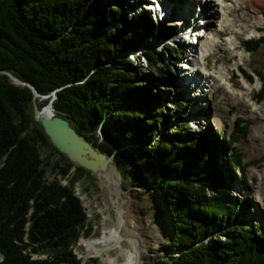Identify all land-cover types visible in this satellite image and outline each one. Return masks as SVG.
<instances>
[{"label":"trees","instance_id":"obj_1","mask_svg":"<svg viewBox=\"0 0 264 264\" xmlns=\"http://www.w3.org/2000/svg\"><path fill=\"white\" fill-rule=\"evenodd\" d=\"M140 3L0 0V264H81L73 244L93 229L75 191L90 170L60 151L29 110L31 103L47 104L51 95L34 99L27 84L2 70L41 94L55 90L54 113L112 156L123 173L152 176L172 227L163 249L176 251L158 254L156 264H264V229L240 218L246 199L229 186L241 151L227 155L210 124L192 129L185 117L188 98L162 105L179 89L168 58H179L182 47L143 49L175 25L161 33L149 14L128 12ZM134 50L144 51L127 53ZM166 80L172 89L162 84ZM174 117L181 120L170 130ZM245 131L242 126L228 140ZM42 144L60 158L43 156ZM48 166L68 182L49 179ZM88 264L101 263L92 258Z\"/></svg>","mask_w":264,"mask_h":264},{"label":"rangeland","instance_id":"obj_2","mask_svg":"<svg viewBox=\"0 0 264 264\" xmlns=\"http://www.w3.org/2000/svg\"><path fill=\"white\" fill-rule=\"evenodd\" d=\"M185 1L187 0H141V3L134 8V11L139 9L143 13L149 14L152 17L153 24L157 29L161 30V33H163L164 28L168 25H175V27L182 25L184 28L178 33H184V31L188 30L191 26H196V19H200L202 14H204L205 19L201 27H204L206 21V27L214 29L211 37L216 41H212L211 45H204V47L201 48V51H205L206 56L200 59L198 64H202L203 66H200L197 70V75H200L202 79L206 80V78H208L205 83L202 81L201 85H211L213 87L212 93L211 91H206L205 94L206 99L211 100V115L208 113V108L200 106V103L204 101V98L198 99L196 97L197 103L191 104L188 108L191 112V115H189L188 118L189 123L192 126V129L196 131H199L198 129L201 126H206L207 123H210V125L218 123L221 126L226 127L230 132L235 126L237 115H244L247 120H249L247 133L239 142H237V145L238 149L243 152L244 160L252 161L246 166L243 173L244 177H238V179L235 180V182L230 183L229 186L233 188V192H242L250 203L251 210L246 216L251 219H256L257 221H260L261 224H264V176L260 179V177L253 172V170L264 167V151H260L257 146V144L261 142V137L252 135V127L256 121L254 112L250 110L249 107H246L242 101L235 100L233 94L227 91L225 92L223 88L216 85L220 82V77L224 76L225 73H228L232 74L231 80L234 85H236V87H241V78L245 76L250 81L258 83V85L252 90L251 95L256 101L263 102L264 98L260 99L258 95L262 80L260 76L257 75L256 70H264V42L257 51L250 52L243 45V40L247 37H257L260 34H264V23L259 26L258 30H254L253 25H248L247 28H242V24L246 21L238 20L237 23H240V27L237 28L241 31L240 36L230 39V37H227V33L221 30L223 26L220 23H217L216 18L218 16L220 17L221 13L219 5L220 0H214L217 1L216 11L212 10V7H210L208 2L206 5L192 3L190 6L189 17L187 13H184L185 10H183V8L185 9ZM202 1V3L206 2V0ZM202 6L204 7L203 10L200 9ZM256 6L257 8L254 12L258 15L264 14V3L257 4ZM128 12L132 13V11ZM244 12V8H239L231 14V17H236L237 19L244 18L251 23V19H249V16L245 15ZM177 34L175 35L177 36ZM225 37H227L226 40ZM161 39L152 41L147 44L146 47L151 49L149 45H152L155 48L162 49L169 42L171 43V41L179 43V41L174 39L173 36L166 39L164 38L163 40ZM143 51L144 50H142V52ZM127 53L130 55L133 54L132 51H128ZM132 57L135 56L133 55ZM141 60L143 61V66L148 67L147 60L144 56ZM168 60L175 64L170 65L171 71L173 74L174 72H176L175 74H179L178 83L176 79L175 84L180 85L179 82L181 83V75L183 72L179 73L178 71L179 69H185L181 65H183L184 62H187V60H177V57L174 55H171ZM168 60H164V64H168ZM205 66H207V68H204ZM241 68L246 71L248 77L241 71ZM209 73H212L219 78L212 79L208 76ZM250 75H252V77ZM162 84H164L166 88H173V83L167 80ZM182 85L183 88L180 89L183 92L180 93L177 90V92L174 93L172 91L170 95H166V99L162 102V105L169 107L171 104L167 101L172 99L183 100L185 99V96L189 97L188 89L185 88L186 86L183 82ZM195 89L196 92H198L197 87ZM192 95H194V93H192ZM169 96L170 99H167ZM35 107V103L30 104L29 110L31 114H34ZM135 109H137V107H135ZM176 120L181 119L174 117L170 123H167L170 130L174 129ZM223 142H225V140H223ZM41 150L43 156L50 155L51 161L53 162L60 158L59 154L54 152L47 144H42ZM111 159L115 163L112 156ZM215 160L222 165V168L225 171L222 157L217 156ZM116 169L125 193V201L128 206L126 215L130 221H128L127 225L130 228H133L142 239L145 264H156V257L158 254L168 257L171 253L174 256L176 254L175 250L169 251L163 249V244L170 236L172 227L163 202L156 198L159 191L156 184L151 182L152 176L148 175V172H145L146 176L144 177V180H142L136 174L131 172L123 173L117 168V166ZM74 172L73 168L72 173ZM47 177L49 179L58 177L62 182H68L66 177H63L51 166H48ZM245 190L248 191V193H244ZM75 191L82 199L83 205L88 214V220L93 224V229L90 234H81L79 239L73 244L74 251L81 258V264H88L92 258L98 259L101 264H107V261L105 262L101 256L88 254L89 249L85 244V240L99 236L103 234L105 230L110 232L113 229L114 222L117 220V210L116 203L111 194V189L108 184H106L105 177L102 174L90 170L78 178L75 183ZM128 195H131L130 200H127ZM129 242L128 238H124L121 243L123 245H128ZM108 252L117 255L120 253V246H114L110 251L106 252V256H108ZM35 256H37V254H35ZM120 259H122V257H120Z\"/></svg>","mask_w":264,"mask_h":264},{"label":"bare ground","instance_id":"obj_3","mask_svg":"<svg viewBox=\"0 0 264 264\" xmlns=\"http://www.w3.org/2000/svg\"><path fill=\"white\" fill-rule=\"evenodd\" d=\"M192 3L193 0H187L184 5L189 7ZM216 3L217 1L208 0V4L215 11L217 7ZM256 3H264V0L219 1L220 7H222L223 11L220 13L221 18L218 16L216 19L217 23H220L223 26L221 30L227 33V37L236 38L240 36L241 31L237 28L240 27V23H237L238 20L242 19V21H246L242 24V28H247L248 25H253V29H258L257 27L264 23V18L254 12L257 8L255 6ZM238 8L245 9L244 14L249 16L251 23L243 18L237 19L236 17H230L233 12L238 10ZM227 37L225 39H227ZM203 40L205 41L206 46L214 41L213 38L207 37L206 35ZM199 62V57L192 60L194 66ZM181 66L185 68V65ZM208 76L215 77L212 73H209ZM230 76V74L225 73L224 76L220 78V82L217 86L223 88L225 92L227 91L233 94L235 100L242 101L246 107H249V109L254 112L256 121L252 127V135L261 137V142L258 143L257 146L260 151H264V100L262 103L261 101L257 102L251 95L253 88H255L258 83L251 82L245 77H242L241 87H236L231 81ZM206 80H208V78H206ZM210 91L212 93V88ZM253 172H255V174L261 179L264 176V167L253 170ZM102 175L105 177L106 184L110 187L111 194L116 203L117 220L114 222V227L110 232L105 230L103 234L85 240V244L89 249L88 254L101 256L105 262L107 261V264H145L142 239L133 228H130L127 225L128 221H130L126 215V208H128V206L125 201V193L118 177L117 169H108L103 171ZM124 238L129 239L130 242L128 245H123L121 243ZM114 246H120V253L113 255L108 252V256H106V252L110 251ZM120 257H122V259H120Z\"/></svg>","mask_w":264,"mask_h":264},{"label":"water","instance_id":"obj_4","mask_svg":"<svg viewBox=\"0 0 264 264\" xmlns=\"http://www.w3.org/2000/svg\"><path fill=\"white\" fill-rule=\"evenodd\" d=\"M2 71L19 82L27 84L34 93V99L37 96L46 98L51 95L49 102L41 108L35 103L34 118L41 122L49 138L60 151L66 153L76 164L98 174H102L103 171L111 168L116 169V164L111 159V156L80 135L67 117L54 113L52 101L56 97L55 90L50 94H41L31 82L23 80L9 70ZM130 199L131 195H128L127 200Z\"/></svg>","mask_w":264,"mask_h":264}]
</instances>
